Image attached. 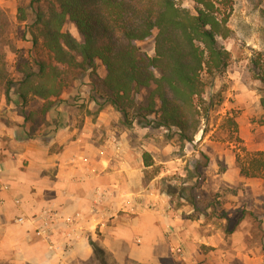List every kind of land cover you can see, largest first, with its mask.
I'll return each mask as SVG.
<instances>
[{
	"label": "rangeland",
	"instance_id": "374dc122",
	"mask_svg": "<svg viewBox=\"0 0 264 264\" xmlns=\"http://www.w3.org/2000/svg\"><path fill=\"white\" fill-rule=\"evenodd\" d=\"M214 1L218 16L226 18V26L231 31L228 38L218 37L219 43L230 52V60L223 75L214 79L204 76L205 97L197 101L201 120L192 140H180L176 130L145 127L144 121L139 125L133 115L127 122L125 116L111 106L99 110L91 100L90 72L80 75L67 71L61 102L53 106L62 114V119L73 120L57 124L47 120L58 129L73 124L86 133L83 140L90 139L92 143H84L77 151L79 159H84L79 154L86 151L88 144L105 148L110 143L117 145L116 142L124 138L123 143L129 147H125L127 152L122 153L123 157L136 163L140 159L142 170L137 191L142 192V196L139 201L154 203L144 194H161L159 200L162 201L157 204H161L170 217L178 216V222L189 230L192 264H264V179L259 174H251L264 161V150L256 145L260 142L264 148V0ZM29 3L30 0H19L16 9H4L10 19L6 60L14 81L21 77L16 71L19 56L39 53L45 57L40 47L33 46L25 24L17 21L18 8H25ZM177 4L193 13L197 5L195 0H177ZM64 30L80 39L73 24L67 23ZM155 36L156 32L149 39L136 42L151 57L155 55ZM96 73L104 77L106 70L98 64ZM145 94L147 92L139 99ZM80 96L83 100L79 102ZM1 98L4 102H0V118L5 111L12 113L15 140L40 134L47 144L56 137L57 131L47 129L41 117L43 101L32 100L27 106H21L14 90L7 98L5 89L0 86ZM248 109V118L242 121ZM30 111L35 114L38 126L32 132L29 131L32 123L26 120ZM251 134L255 136L251 138ZM148 157L152 160L150 167L145 164ZM194 198L199 208L193 206L190 199ZM21 204L22 201L15 200L13 208L16 210ZM202 236L210 239L209 244L201 242ZM180 253L178 251V255ZM171 261L168 264H175Z\"/></svg>",
	"mask_w": 264,
	"mask_h": 264
},
{
	"label": "trees",
	"instance_id": "16d2710c",
	"mask_svg": "<svg viewBox=\"0 0 264 264\" xmlns=\"http://www.w3.org/2000/svg\"><path fill=\"white\" fill-rule=\"evenodd\" d=\"M195 1L193 13L177 0H30L28 6L18 8L17 21L25 24L33 46L40 47L45 57L19 56L16 71L21 77L16 81L10 78L5 51L10 19L0 8V86L7 98L14 90L21 106L43 101L41 117L54 132L59 129L47 119L62 122V114L53 106L61 102L64 75L90 72L91 100L99 110L111 106L127 122L133 115L139 125L144 121L145 127L176 130L180 140L190 141L199 130L197 101L205 97L204 76L214 79L229 66L230 52L218 37L231 35L214 0ZM67 23L76 27L80 39L64 30ZM154 32L151 57L136 42ZM98 64L106 70L104 77L96 73ZM143 92L147 94L139 99ZM34 116L30 111L26 117L32 123L30 132L38 127ZM148 158L145 164L151 166ZM261 165L251 174L264 179V161ZM190 200L199 208L195 198ZM90 244L96 263L110 264L98 243L90 240Z\"/></svg>",
	"mask_w": 264,
	"mask_h": 264
},
{
	"label": "crops",
	"instance_id": "0c3cea01",
	"mask_svg": "<svg viewBox=\"0 0 264 264\" xmlns=\"http://www.w3.org/2000/svg\"><path fill=\"white\" fill-rule=\"evenodd\" d=\"M18 4L0 0L2 9ZM13 120L10 111L0 118V264H97L90 240L110 264L193 263L189 230L157 204L161 194L139 201L140 159L123 157L124 138L105 148L88 144L79 159L91 140L73 124L46 144L40 134L15 140ZM15 200L22 201L16 210Z\"/></svg>",
	"mask_w": 264,
	"mask_h": 264
},
{
	"label": "built area",
	"instance_id": "2783aa9c",
	"mask_svg": "<svg viewBox=\"0 0 264 264\" xmlns=\"http://www.w3.org/2000/svg\"><path fill=\"white\" fill-rule=\"evenodd\" d=\"M19 221H20V222H22V221H23V219H21V218H20V219H19Z\"/></svg>",
	"mask_w": 264,
	"mask_h": 264
}]
</instances>
